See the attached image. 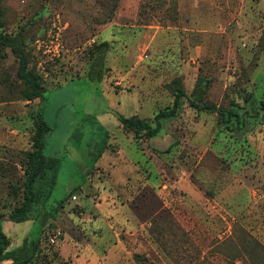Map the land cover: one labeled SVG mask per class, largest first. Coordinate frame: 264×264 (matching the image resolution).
Wrapping results in <instances>:
<instances>
[{
	"label": "rangeland",
	"instance_id": "obj_1",
	"mask_svg": "<svg viewBox=\"0 0 264 264\" xmlns=\"http://www.w3.org/2000/svg\"><path fill=\"white\" fill-rule=\"evenodd\" d=\"M1 8L2 33H22L44 89L43 100H25L17 59L0 47L8 249L36 239L28 264H264V0H1ZM178 90L180 111L155 136L119 124L117 115L152 120ZM191 101L236 115L219 123ZM40 111L50 126L43 152L60 160L45 207L61 203L54 215L39 207L15 222L7 215L22 199Z\"/></svg>",
	"mask_w": 264,
	"mask_h": 264
},
{
	"label": "trees",
	"instance_id": "obj_2",
	"mask_svg": "<svg viewBox=\"0 0 264 264\" xmlns=\"http://www.w3.org/2000/svg\"><path fill=\"white\" fill-rule=\"evenodd\" d=\"M1 16L2 8L0 0V47H9L17 59L16 75L24 86L22 90L23 98L25 100L38 98L41 101L44 99V89L39 80V76L27 67V56L23 35L21 32H17L13 35L2 33ZM99 53L100 54L94 57L101 66L103 62L101 50ZM92 71L93 70L90 69L87 71L89 77L96 79L101 78V74L98 76L95 75L94 77ZM183 98H185V93L182 90L175 91L172 103L157 110L152 120L140 119L135 116L124 117L122 115H117L118 122L121 127L132 131L136 137H141L142 135L148 137L155 136L159 132L163 120L175 118L178 115L183 103ZM190 104L197 109L216 111L219 123L229 121L233 115H236L232 108L223 110L210 103L200 106L193 101H191ZM261 106L262 109H264V100L261 101ZM35 125L36 130L32 138V148L27 154L24 167V180L21 191L22 199L19 206L7 215V219L15 222L25 220L33 214L38 213L35 209L39 207H42L45 213L54 215L61 203V200H58L52 208L47 209L45 207L56 184L60 160L55 156H49L43 152L45 137L50 131V126L45 121L41 111L38 113ZM99 155L100 154L97 153L96 156ZM37 215L39 216V213L35 216ZM28 245H31L30 252L25 251V254L22 253ZM8 246L9 238L3 232L0 221V260H10L11 264H28L37 251V240L29 239L22 246L11 249H8Z\"/></svg>",
	"mask_w": 264,
	"mask_h": 264
},
{
	"label": "bare ground",
	"instance_id": "obj_3",
	"mask_svg": "<svg viewBox=\"0 0 264 264\" xmlns=\"http://www.w3.org/2000/svg\"><path fill=\"white\" fill-rule=\"evenodd\" d=\"M60 132V131H59ZM60 134H61V132H60ZM57 135V134H56ZM57 137H58V135H57ZM56 138V137H55Z\"/></svg>",
	"mask_w": 264,
	"mask_h": 264
}]
</instances>
